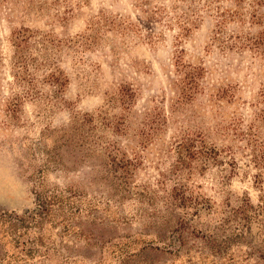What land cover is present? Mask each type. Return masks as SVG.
Masks as SVG:
<instances>
[{
  "label": "rangeland",
  "instance_id": "rangeland-1",
  "mask_svg": "<svg viewBox=\"0 0 264 264\" xmlns=\"http://www.w3.org/2000/svg\"><path fill=\"white\" fill-rule=\"evenodd\" d=\"M0 264H264V0H0Z\"/></svg>",
  "mask_w": 264,
  "mask_h": 264
}]
</instances>
